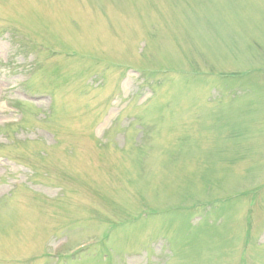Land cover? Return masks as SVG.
Returning a JSON list of instances; mask_svg holds the SVG:
<instances>
[{"label": "rangeland", "instance_id": "1", "mask_svg": "<svg viewBox=\"0 0 264 264\" xmlns=\"http://www.w3.org/2000/svg\"><path fill=\"white\" fill-rule=\"evenodd\" d=\"M0 264H264V0H0Z\"/></svg>", "mask_w": 264, "mask_h": 264}]
</instances>
